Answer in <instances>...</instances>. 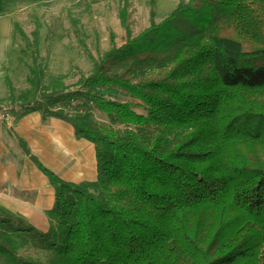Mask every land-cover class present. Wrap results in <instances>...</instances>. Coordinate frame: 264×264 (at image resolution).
Returning a JSON list of instances; mask_svg holds the SVG:
<instances>
[{
    "label": "trees",
    "instance_id": "1",
    "mask_svg": "<svg viewBox=\"0 0 264 264\" xmlns=\"http://www.w3.org/2000/svg\"><path fill=\"white\" fill-rule=\"evenodd\" d=\"M128 6L122 43L110 34L108 51L86 53L79 89L38 99L35 77L19 96L21 114L93 144L97 176L68 183L32 158L55 191L52 225L0 208V259L37 264L17 253L30 246L53 254L47 264H264V0H188L159 23L151 10L138 35ZM78 100L87 109L70 115Z\"/></svg>",
    "mask_w": 264,
    "mask_h": 264
},
{
    "label": "rangeland",
    "instance_id": "2",
    "mask_svg": "<svg viewBox=\"0 0 264 264\" xmlns=\"http://www.w3.org/2000/svg\"><path fill=\"white\" fill-rule=\"evenodd\" d=\"M128 21L134 35L149 26L152 10L155 22L166 18L179 3L188 0H128ZM153 2V5L151 4ZM123 0H48L29 2L12 0L0 14V104L22 103L19 96L33 86L38 77L40 93L53 89H79L80 74L93 69L87 52L96 59L110 49L109 35L122 43L124 30L120 25ZM15 25L23 34L15 29ZM102 97L125 102L127 97L115 90H95ZM87 106L81 100L68 108L70 115ZM92 120L106 124L105 117L90 110ZM7 125L9 122H5ZM18 255L47 264L52 253L27 246ZM0 259V264H4Z\"/></svg>",
    "mask_w": 264,
    "mask_h": 264
},
{
    "label": "crops",
    "instance_id": "3",
    "mask_svg": "<svg viewBox=\"0 0 264 264\" xmlns=\"http://www.w3.org/2000/svg\"><path fill=\"white\" fill-rule=\"evenodd\" d=\"M32 158L65 182H93L95 149L76 139L67 122L44 118L41 112L17 113L11 125L0 121V208L45 233L52 225L47 212L54 206L55 191Z\"/></svg>",
    "mask_w": 264,
    "mask_h": 264
},
{
    "label": "built area",
    "instance_id": "4",
    "mask_svg": "<svg viewBox=\"0 0 264 264\" xmlns=\"http://www.w3.org/2000/svg\"><path fill=\"white\" fill-rule=\"evenodd\" d=\"M20 104H0V121L12 123L14 115L22 112Z\"/></svg>",
    "mask_w": 264,
    "mask_h": 264
}]
</instances>
